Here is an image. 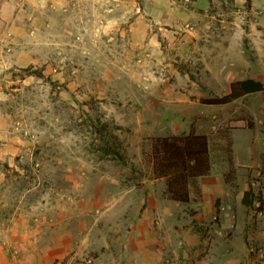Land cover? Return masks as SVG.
<instances>
[{"label": "rangeland", "instance_id": "374dc122", "mask_svg": "<svg viewBox=\"0 0 264 264\" xmlns=\"http://www.w3.org/2000/svg\"><path fill=\"white\" fill-rule=\"evenodd\" d=\"M249 76L264 0H0V264L234 262L221 200L203 222L196 202L160 205L150 149L193 129L220 157L264 91L201 100Z\"/></svg>", "mask_w": 264, "mask_h": 264}, {"label": "crops", "instance_id": "0c3cea01", "mask_svg": "<svg viewBox=\"0 0 264 264\" xmlns=\"http://www.w3.org/2000/svg\"><path fill=\"white\" fill-rule=\"evenodd\" d=\"M253 78L243 77L236 78ZM221 94L230 91V83ZM262 81V80H260ZM264 83V81H262ZM264 91L246 93L236 99L223 104L236 103L241 99L250 96V99ZM207 104V103H206ZM213 105V104H209ZM244 107L249 117H240L230 120L231 132L228 137L224 136L220 141V157L217 162L216 151L208 137V145L211 159V169L208 174L199 176L196 179V188H190L191 204L196 202L199 207L194 213L195 220L200 222L215 217L217 202L221 200L223 220L236 224V229L242 233L240 250L233 252L234 262L229 264H264V99L260 103L254 100ZM206 134V133H204ZM207 135V134H206ZM223 143L226 156L222 155ZM220 166L217 168V166ZM156 180H165L163 194L156 198L160 205L167 203H187L173 200L167 193L166 179L163 177ZM198 192L199 199L193 200V192ZM249 242H248V241ZM251 245H248V244ZM256 243V244H255ZM255 246L253 247L252 245ZM252 251V256L250 255Z\"/></svg>", "mask_w": 264, "mask_h": 264}, {"label": "trees", "instance_id": "16d2710c", "mask_svg": "<svg viewBox=\"0 0 264 264\" xmlns=\"http://www.w3.org/2000/svg\"><path fill=\"white\" fill-rule=\"evenodd\" d=\"M25 70L28 74L38 73L37 75L42 76V72L38 70L32 71L29 67ZM263 89L264 83L260 80L238 79L230 83L228 93L201 101L207 104H223L246 93ZM150 158L153 176L165 178L169 197L180 202L189 201L190 188H196V179L208 174L211 169L208 137L193 129L186 134L155 137L151 143Z\"/></svg>", "mask_w": 264, "mask_h": 264}]
</instances>
